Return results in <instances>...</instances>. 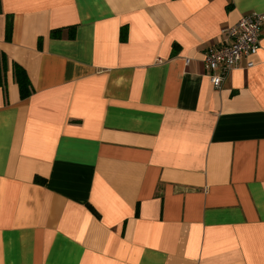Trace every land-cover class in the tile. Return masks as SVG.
<instances>
[{
  "label": "crops",
  "instance_id": "obj_1",
  "mask_svg": "<svg viewBox=\"0 0 264 264\" xmlns=\"http://www.w3.org/2000/svg\"><path fill=\"white\" fill-rule=\"evenodd\" d=\"M251 12L0 0V264H264V23L220 88L204 62Z\"/></svg>",
  "mask_w": 264,
  "mask_h": 264
},
{
  "label": "built area",
  "instance_id": "obj_2",
  "mask_svg": "<svg viewBox=\"0 0 264 264\" xmlns=\"http://www.w3.org/2000/svg\"><path fill=\"white\" fill-rule=\"evenodd\" d=\"M264 12L242 15L238 21L222 30L223 38L204 52V62L209 70L211 83L220 88L231 70L242 59L248 67L253 66V57L260 49L261 26Z\"/></svg>",
  "mask_w": 264,
  "mask_h": 264
},
{
  "label": "trees",
  "instance_id": "obj_3",
  "mask_svg": "<svg viewBox=\"0 0 264 264\" xmlns=\"http://www.w3.org/2000/svg\"><path fill=\"white\" fill-rule=\"evenodd\" d=\"M4 57L5 56L3 54L0 56V78L5 76L4 73L6 71V59ZM13 72L14 78L20 90L21 97L27 96L30 93L31 84L25 70L18 64H15L13 67Z\"/></svg>",
  "mask_w": 264,
  "mask_h": 264
},
{
  "label": "rangeland",
  "instance_id": "obj_4",
  "mask_svg": "<svg viewBox=\"0 0 264 264\" xmlns=\"http://www.w3.org/2000/svg\"><path fill=\"white\" fill-rule=\"evenodd\" d=\"M262 23H264V22H262Z\"/></svg>",
  "mask_w": 264,
  "mask_h": 264
}]
</instances>
